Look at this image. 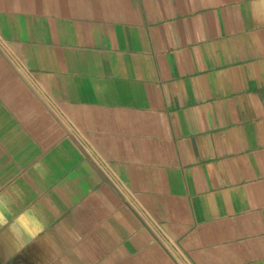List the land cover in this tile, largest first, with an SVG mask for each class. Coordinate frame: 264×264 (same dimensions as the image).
Here are the masks:
<instances>
[{
    "label": "crops",
    "instance_id": "0c3cea01",
    "mask_svg": "<svg viewBox=\"0 0 264 264\" xmlns=\"http://www.w3.org/2000/svg\"><path fill=\"white\" fill-rule=\"evenodd\" d=\"M0 264H264V0H0Z\"/></svg>",
    "mask_w": 264,
    "mask_h": 264
}]
</instances>
